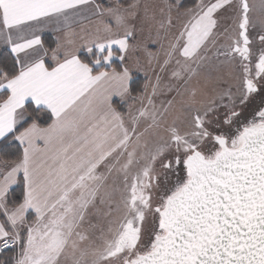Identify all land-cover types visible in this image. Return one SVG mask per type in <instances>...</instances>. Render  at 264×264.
Here are the masks:
<instances>
[{"label":"snow or ice","instance_id":"1","mask_svg":"<svg viewBox=\"0 0 264 264\" xmlns=\"http://www.w3.org/2000/svg\"><path fill=\"white\" fill-rule=\"evenodd\" d=\"M6 253L264 264V0H0Z\"/></svg>","mask_w":264,"mask_h":264},{"label":"rangeland","instance_id":"2","mask_svg":"<svg viewBox=\"0 0 264 264\" xmlns=\"http://www.w3.org/2000/svg\"><path fill=\"white\" fill-rule=\"evenodd\" d=\"M191 1H192L193 4L196 3V0H191ZM115 2H116V0H108L106 2L105 6H107L109 4H114ZM141 2L142 3H149V4H158V3L161 2V0H141ZM250 3H255V4L259 5L260 0H250ZM137 27L140 28L141 25L139 23H137ZM77 31H79V28H77ZM152 35H154V33H152ZM55 36H56V34H55ZM148 36H149L148 28H147V26H144L143 33H138V37L139 38L136 41H134V43H137V44L143 43V42H145L147 40V37ZM54 39H55V37H54ZM148 47L151 48V49H153V50H155V48H156V46L152 45L151 43L148 44ZM139 58H140L141 63L142 64H145V66H146V57H145V55H144L143 52L140 53ZM136 75H139V76H141L144 79V82L136 88V89H139V88H141L145 84V76H144V73L143 72H138V73H136ZM201 84H204L203 78H201ZM213 86L214 85L211 82H209L207 84V87H209V88H211ZM129 103H131V101H129ZM124 108L126 110L127 105H125Z\"/></svg>","mask_w":264,"mask_h":264},{"label":"trees","instance_id":"3","mask_svg":"<svg viewBox=\"0 0 264 264\" xmlns=\"http://www.w3.org/2000/svg\"><path fill=\"white\" fill-rule=\"evenodd\" d=\"M120 2L128 3V2H131V0H120ZM184 3L186 4V6H191L193 4L191 0H184ZM44 39H45L46 46L47 45L54 46V41L49 35H45ZM117 63L119 62L117 61ZM134 79L136 81V83L133 85L134 88H137L139 85H141L144 82V79L139 75H135ZM11 255L12 253L0 254V261L7 259Z\"/></svg>","mask_w":264,"mask_h":264},{"label":"crops","instance_id":"4","mask_svg":"<svg viewBox=\"0 0 264 264\" xmlns=\"http://www.w3.org/2000/svg\"><path fill=\"white\" fill-rule=\"evenodd\" d=\"M107 1L108 0H100V2L104 3V5L106 4ZM45 35H49L52 38V40L54 41L55 33L49 31V32H46Z\"/></svg>","mask_w":264,"mask_h":264}]
</instances>
